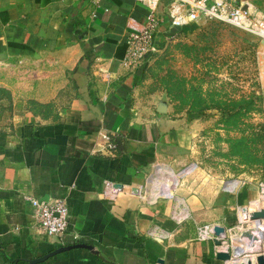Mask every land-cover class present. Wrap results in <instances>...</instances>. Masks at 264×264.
<instances>
[{
  "label": "crops",
  "instance_id": "crops-1",
  "mask_svg": "<svg viewBox=\"0 0 264 264\" xmlns=\"http://www.w3.org/2000/svg\"><path fill=\"white\" fill-rule=\"evenodd\" d=\"M248 1L264 11V0ZM148 11L141 0H0V58L35 63L29 103L57 107L45 116L16 98L0 115V264H28L75 243L94 252L72 248L35 264H226L215 237L197 238V209L206 200L149 186L154 173L189 168L193 130L168 106L160 113L157 102L138 96L140 67L121 64L126 36ZM232 191L238 208L249 202L244 186ZM27 197L64 199L66 232L34 229ZM221 205V220L210 225H224L229 244L239 247L248 228L231 226L240 215ZM262 242L233 257L264 250Z\"/></svg>",
  "mask_w": 264,
  "mask_h": 264
},
{
  "label": "rangeland",
  "instance_id": "rangeland-1",
  "mask_svg": "<svg viewBox=\"0 0 264 264\" xmlns=\"http://www.w3.org/2000/svg\"><path fill=\"white\" fill-rule=\"evenodd\" d=\"M156 41L155 51L140 66L137 94L151 105L157 102L158 112L168 106L189 120L193 144L184 165L196 170L181 177L171 170L154 173L150 188L167 197H180L185 190V195L206 200L196 214L201 241L208 238H201L200 229L221 220L223 201L240 215L241 222L231 226L264 232V219L255 217L264 214V40L244 28L208 20L173 31L165 27ZM36 68L28 60L0 58V115L16 98L45 116L55 113L54 105L29 103ZM180 180L183 185H176ZM241 185L250 197L238 208L232 190ZM226 244L227 237L220 246Z\"/></svg>",
  "mask_w": 264,
  "mask_h": 264
},
{
  "label": "built area",
  "instance_id": "built-area-1",
  "mask_svg": "<svg viewBox=\"0 0 264 264\" xmlns=\"http://www.w3.org/2000/svg\"><path fill=\"white\" fill-rule=\"evenodd\" d=\"M141 1L149 11L140 28L126 36V50L121 64L128 69L140 67L146 56L155 51L160 28L167 27L173 31L198 21L212 20L244 28L264 40V11L248 0H168L163 12L158 10L162 0ZM106 138L105 149L108 152L114 151L115 142L110 136ZM27 200L32 207L34 229L48 236H61L66 232L68 208L64 199L40 200L27 197ZM200 236L202 239L214 238V226L201 228ZM231 249L232 246L226 244L225 250Z\"/></svg>",
  "mask_w": 264,
  "mask_h": 264
},
{
  "label": "water",
  "instance_id": "water-1",
  "mask_svg": "<svg viewBox=\"0 0 264 264\" xmlns=\"http://www.w3.org/2000/svg\"><path fill=\"white\" fill-rule=\"evenodd\" d=\"M188 171H189V169L186 168V169L182 170L179 173V175L182 176L183 174H185ZM120 187H121L120 184H115L113 186V188H115V189H119ZM133 191L136 192L137 190L133 189ZM255 217H257V218L260 217V218L264 219V214L257 215ZM263 230H264V226H263ZM244 234L248 235L249 238L252 241H254V242L258 240V237L253 235V234H251L250 232H248V230H245L243 232V235ZM214 236H215L216 245H218V246L222 245L223 241L225 240V238L227 236L226 228L224 226L215 225L214 226ZM261 242L264 243V235L262 236ZM78 247L87 248V249H89V250L94 252L93 246L89 245V244H86V243L69 244V245L58 247V248H56V249H54V250H52V251L40 256V257L30 259V260H28V264H35V263L44 261L45 259H47L48 257H50V256H52L54 254H57V253L62 252V251L70 250L72 248H78ZM243 253H244V250H242L240 247H232L231 250H218L217 253H216V256H217L218 259H220L222 261H225L226 264H254V263L255 264H264V250L263 249L257 250L255 252L254 251L253 252H247L246 255H249V256H248L246 262L245 261H241V262L233 261V262H230V260L232 259L234 254L241 255ZM252 255H257V256H255V258H253Z\"/></svg>",
  "mask_w": 264,
  "mask_h": 264
},
{
  "label": "bare ground",
  "instance_id": "bare-ground-1",
  "mask_svg": "<svg viewBox=\"0 0 264 264\" xmlns=\"http://www.w3.org/2000/svg\"><path fill=\"white\" fill-rule=\"evenodd\" d=\"M167 186L169 185V184H166ZM248 232H250L251 234H253V235H255V236H257L258 237V240L257 241H255L256 242V244H254V245H256V247L259 249L260 248V240H262V236L264 235V232L263 231H256V230H254V231H248ZM241 240V242H240V244L238 245L242 250H244V249H247V250H249V249H252V250H254V247H252V244H253V241L249 238V236L248 235H243L242 234V238H240ZM238 243V242H237ZM236 243V244H237ZM243 245H242V244ZM252 243V244H251ZM222 248V250H225V246H223V247H221ZM252 257L253 258H255V255H252ZM239 259V261H245L246 262V260H247V258H248V256H241V257H238ZM255 264V263H254Z\"/></svg>",
  "mask_w": 264,
  "mask_h": 264
}]
</instances>
